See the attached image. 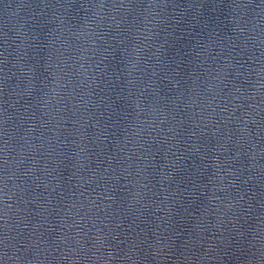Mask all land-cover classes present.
<instances>
[{"label": "water", "instance_id": "1", "mask_svg": "<svg viewBox=\"0 0 264 264\" xmlns=\"http://www.w3.org/2000/svg\"><path fill=\"white\" fill-rule=\"evenodd\" d=\"M0 264H264V0H0Z\"/></svg>", "mask_w": 264, "mask_h": 264}]
</instances>
